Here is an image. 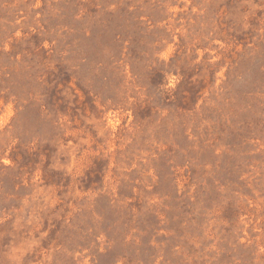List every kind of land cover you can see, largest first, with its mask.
Wrapping results in <instances>:
<instances>
[{"label":"rangeland","instance_id":"374dc122","mask_svg":"<svg viewBox=\"0 0 264 264\" xmlns=\"http://www.w3.org/2000/svg\"><path fill=\"white\" fill-rule=\"evenodd\" d=\"M0 264H264V0H0Z\"/></svg>","mask_w":264,"mask_h":264}]
</instances>
